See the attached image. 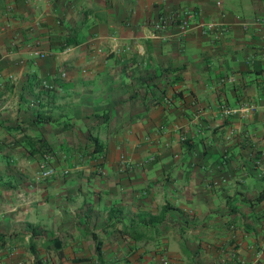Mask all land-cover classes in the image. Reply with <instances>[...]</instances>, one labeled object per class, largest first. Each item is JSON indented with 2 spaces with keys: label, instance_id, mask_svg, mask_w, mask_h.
Instances as JSON below:
<instances>
[{
  "label": "crops",
  "instance_id": "1",
  "mask_svg": "<svg viewBox=\"0 0 264 264\" xmlns=\"http://www.w3.org/2000/svg\"><path fill=\"white\" fill-rule=\"evenodd\" d=\"M0 264H264V0H0Z\"/></svg>",
  "mask_w": 264,
  "mask_h": 264
},
{
  "label": "built area",
  "instance_id": "2",
  "mask_svg": "<svg viewBox=\"0 0 264 264\" xmlns=\"http://www.w3.org/2000/svg\"><path fill=\"white\" fill-rule=\"evenodd\" d=\"M215 5L218 6L219 3L215 2ZM196 15V12L192 9H177V10H167L161 12L154 20H151L147 23V39L163 40L165 34L170 28H175L178 35H185L192 28H199L203 34H210L217 38L221 35L225 28L223 24L219 21H208L206 23L193 24V19ZM32 54L37 57L45 56L41 51H33ZM61 77L63 74L60 75ZM223 82L232 83V77L219 78L217 80L218 84ZM248 109H237V110H224V115H229L230 113L247 111ZM52 156L50 154H42L39 162L37 163V170L34 174L35 183L45 181L47 179L55 178L57 175H66L67 171L58 172L51 165Z\"/></svg>",
  "mask_w": 264,
  "mask_h": 264
},
{
  "label": "trees",
  "instance_id": "3",
  "mask_svg": "<svg viewBox=\"0 0 264 264\" xmlns=\"http://www.w3.org/2000/svg\"><path fill=\"white\" fill-rule=\"evenodd\" d=\"M260 200V195L255 199V201H259Z\"/></svg>",
  "mask_w": 264,
  "mask_h": 264
}]
</instances>
